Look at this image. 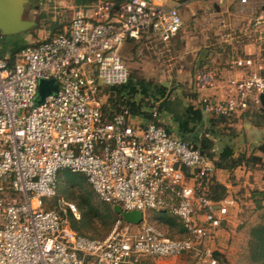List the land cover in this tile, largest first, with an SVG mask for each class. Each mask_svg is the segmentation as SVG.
I'll return each mask as SVG.
<instances>
[{"label": "built area", "instance_id": "1", "mask_svg": "<svg viewBox=\"0 0 264 264\" xmlns=\"http://www.w3.org/2000/svg\"><path fill=\"white\" fill-rule=\"evenodd\" d=\"M210 1L224 6L231 0ZM165 3L127 0L116 8L113 0H99L13 63L0 54V264H153L178 257L219 264L209 244L236 201L214 200L201 188L204 178L215 176L214 163L128 111L106 120L99 100L102 88L130 79L122 58L127 41L152 37L167 44L180 34L179 6ZM233 64L254 66L241 57ZM52 80L58 90L39 103L40 82ZM213 82L210 73L198 76L199 87ZM255 93L264 94V66L233 79L230 97L206 102L205 114L238 115ZM63 172L85 176L101 202L141 211L144 221L134 225L119 216L104 239L76 233L69 221L80 216L76 204L45 203L58 197ZM162 211L180 221L184 236L170 238L146 221V212Z\"/></svg>", "mask_w": 264, "mask_h": 264}, {"label": "trees", "instance_id": "2", "mask_svg": "<svg viewBox=\"0 0 264 264\" xmlns=\"http://www.w3.org/2000/svg\"><path fill=\"white\" fill-rule=\"evenodd\" d=\"M126 1H115L116 8ZM94 2L95 0H82L80 4L88 6ZM67 28L61 29L59 33L64 32ZM0 38L5 39L6 37L0 35ZM145 39L144 37L139 41L129 40L126 45L138 46ZM39 43L41 42L32 45ZM27 47L28 45L15 47L8 55L3 52L1 57L7 58L13 63L16 55ZM203 72L210 73V69L205 67ZM100 95L108 97L107 101L101 105L106 120H111L115 115L128 111L130 115L142 119L144 123L154 122L163 126L170 134L200 150L214 163L217 171H223L231 177H234L236 171L242 168L246 170L260 168L264 171V140L251 153L246 149H241L238 144L239 135L235 127L239 121L248 119L255 127L264 129V109L262 108L252 107L250 109L249 107L240 117L236 115L232 117L208 116L205 114V102L195 104L198 94L193 89L188 93L183 92L177 95L175 87L169 88L165 83L139 78L131 73L128 83L104 87ZM154 112H157V117H154ZM64 179L69 183L68 190L80 211L79 218L73 215L69 216L72 230L92 239L104 237L119 218L113 210V205L103 202L95 204L93 191H81L83 187L78 184L87 182L85 176L63 172L58 183L60 184ZM201 188L206 190L209 197L217 201L224 200L228 195L227 186L220 183L216 175L204 178L201 181ZM259 195L264 197V192ZM56 201L48 203V207L54 206ZM260 208L264 209V205H261ZM160 214L164 224H169L173 229L179 227L180 233L184 236L186 231L176 217L167 211H162ZM170 218L173 222L170 221ZM262 218L263 221L251 231L249 257L254 264H264V214ZM214 256L220 264L223 255L215 251Z\"/></svg>", "mask_w": 264, "mask_h": 264}, {"label": "rangeland", "instance_id": "3", "mask_svg": "<svg viewBox=\"0 0 264 264\" xmlns=\"http://www.w3.org/2000/svg\"><path fill=\"white\" fill-rule=\"evenodd\" d=\"M30 1H32L33 5L32 7H28L27 15L29 18L35 19L38 22V28L32 32L37 36L38 42H41L58 35L61 29H65L70 25L73 18L78 13L87 12V10L99 0H95L92 5L88 6L80 4L82 0ZM199 19L200 20L197 22H192L190 21V15L185 18L183 20V29L170 43L163 44L159 40L149 37L146 38L145 41H141L138 46H128L125 44L122 48V58L131 75L166 83L169 88L175 87L177 95L183 92H190L193 88L191 81L196 65L194 60L197 56L193 51L195 50L194 46L196 44L201 46L200 42L205 43V40H201L200 36L213 31L218 23L206 16ZM189 32L194 36L193 40L185 38V35ZM209 40L212 41V38ZM107 99L108 97L100 95L99 100L101 105L104 104ZM245 124L246 123H244L243 126L244 128L242 124H238V127L235 126L238 132L237 134L239 135L238 144L241 149H246L251 153V151L255 150L258 146L259 142L261 143L260 140L264 135V131L261 130L259 133L252 135L249 132L247 133ZM244 171L245 170L236 171L234 177L220 172L218 174V171L215 174L220 183L227 186V197H232L236 201V206L231 208L228 217L229 220L216 232L209 244L214 251L223 255L220 264H254L249 257V245L252 229L263 221L264 209H261L260 206L264 205V197L259 194L264 192V171L260 168L255 169L253 176L250 177ZM64 180L58 184V197L45 199V203L50 204L60 198L76 204L73 196L68 190L69 183L66 179ZM78 185L83 187V189H81L82 192L85 190L92 192L87 182H82ZM255 193L259 194L256 195ZM92 194L95 204L102 203L94 192H92ZM146 221L158 226L166 236L170 238L178 239L183 235L180 233L179 227L173 229L169 224H164L162 215L158 212H146ZM170 221L173 222L171 218ZM111 230L108 231L104 237L98 239L108 237ZM199 263L200 262L195 257H178L175 259L153 262V264Z\"/></svg>", "mask_w": 264, "mask_h": 264}, {"label": "crops", "instance_id": "4", "mask_svg": "<svg viewBox=\"0 0 264 264\" xmlns=\"http://www.w3.org/2000/svg\"><path fill=\"white\" fill-rule=\"evenodd\" d=\"M165 4L167 7L179 6L182 19L190 15V21L197 22L200 20L199 18L206 16L212 21L218 22L213 31L200 36V39H204L205 43L200 42L201 46L197 44L194 46L195 50L193 51L197 56L194 60L196 65L191 83L192 89L198 94L195 104L223 101L229 98L230 82L233 79H246L249 75L259 72L261 66H264V0H248L247 4L231 0L224 6H219L210 0H166ZM36 28L21 35L0 38V54L5 52L8 55L15 47L38 43L37 36L32 32ZM193 37L190 32L185 35L188 40H193ZM210 38L212 41L209 40ZM236 57L252 59L254 66L236 68L233 64ZM205 67L210 69L214 82L212 86L199 87L198 76ZM261 95L258 93L252 95L248 101V109L249 107L250 109L252 107L264 109L260 99ZM248 109L241 111L236 116L240 117ZM244 123H246L247 133L254 135L261 130L264 131L262 128L255 127L248 119L241 120L236 124V127L239 126L238 124H242L243 127ZM263 140L264 135L260 141ZM242 170H245L244 172L249 177L253 176L255 172V170L239 169V171ZM219 172L225 173L218 171V174Z\"/></svg>", "mask_w": 264, "mask_h": 264}, {"label": "water", "instance_id": "5", "mask_svg": "<svg viewBox=\"0 0 264 264\" xmlns=\"http://www.w3.org/2000/svg\"><path fill=\"white\" fill-rule=\"evenodd\" d=\"M30 3V0H0V35L4 37L21 35L37 27L38 22L27 17ZM165 85L168 86L166 83ZM57 90L55 81H41L39 103ZM260 99L264 107V94ZM113 210L128 223L139 225L144 221V214L141 211H125L120 205H115Z\"/></svg>", "mask_w": 264, "mask_h": 264}, {"label": "flooded vegetation", "instance_id": "6", "mask_svg": "<svg viewBox=\"0 0 264 264\" xmlns=\"http://www.w3.org/2000/svg\"><path fill=\"white\" fill-rule=\"evenodd\" d=\"M32 5H33V4H32V1H31L30 6L32 7Z\"/></svg>", "mask_w": 264, "mask_h": 264}]
</instances>
